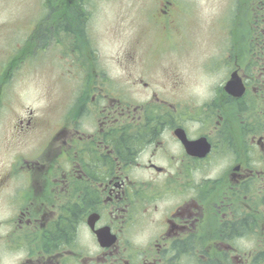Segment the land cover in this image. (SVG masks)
Returning <instances> with one entry per match:
<instances>
[{"label": "flooded vegetation", "instance_id": "obj_1", "mask_svg": "<svg viewBox=\"0 0 264 264\" xmlns=\"http://www.w3.org/2000/svg\"><path fill=\"white\" fill-rule=\"evenodd\" d=\"M85 1L51 0L31 33L2 37L4 106L21 63L38 61L51 41H79L90 70L60 105L65 113L47 109L46 123L29 111L22 143L10 142L0 264H264V0L214 7L216 19L240 20V41L225 32L213 75L194 87L200 96L180 92L179 77L171 92L139 81L134 92L151 96L126 107L127 89L103 78L90 50ZM179 9L187 7L159 3L163 37Z\"/></svg>", "mask_w": 264, "mask_h": 264}, {"label": "rangeland", "instance_id": "obj_2", "mask_svg": "<svg viewBox=\"0 0 264 264\" xmlns=\"http://www.w3.org/2000/svg\"><path fill=\"white\" fill-rule=\"evenodd\" d=\"M37 1L40 0H0V58L4 54L1 52L3 35L10 29L21 27L22 24L18 26V19L25 16L33 18L39 8ZM161 1H85L92 8L88 12L89 19L83 25L87 30L90 50L94 60L104 69L103 78L114 80L118 90L119 87L127 89L120 97L123 107L129 106V103L148 101L152 90L142 89L134 92L139 89L136 87L138 83L134 86L139 81L160 85L171 92L173 90L170 84L176 80L173 77H179V82H183L180 92L196 93L194 87L203 86L202 82L213 75L208 65H213L214 62L213 59H208V56L214 57L219 53L222 47L218 45L224 43L225 32L231 29L235 34L233 42L240 41V20L223 21L216 19L214 15V7L223 0H194L193 3L183 2L188 8L186 18L182 20L184 23L171 27L169 37L174 38L173 46L162 51L154 49L163 41L165 26L163 23L158 25L149 20L150 25L147 13ZM185 24L187 33H182ZM25 26L30 28L32 23L26 22ZM143 27H147V30L143 31ZM176 27L179 30L178 36L174 34ZM259 27L264 28V22ZM260 33L263 34L262 31ZM64 38L62 44L51 41L52 45L46 51H39L38 61L30 58L21 63L12 79L11 85H14V88L9 89L4 98L7 99L6 106L0 104V170L9 162L12 152L10 142L12 145H18L23 141L17 137L26 124L29 111L33 110L34 117L37 114L41 122H50L47 120V109L52 110L53 115L60 114V105L69 97V90L79 88L80 85L76 83H80L85 72L90 70L85 63L86 58L82 59L85 50H80L79 41H71L65 36ZM248 38L255 36L249 34ZM260 38L264 39V35ZM226 43L229 44L228 41ZM68 47L76 49L73 51V57L68 56L71 52ZM28 48L32 54V44H29ZM196 96H200V92L196 93ZM60 98L62 101L58 100ZM20 119H23V122H20Z\"/></svg>", "mask_w": 264, "mask_h": 264}]
</instances>
